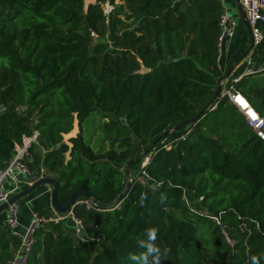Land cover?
I'll list each match as a JSON object with an SVG mask.
<instances>
[{
  "label": "trees",
  "instance_id": "1",
  "mask_svg": "<svg viewBox=\"0 0 264 264\" xmlns=\"http://www.w3.org/2000/svg\"><path fill=\"white\" fill-rule=\"evenodd\" d=\"M84 1L0 0V171L22 136L36 131L32 172L42 167L59 183L62 205L77 189L98 204L73 208L92 241L77 244L62 227L48 225L36 233L28 264H133L128 255L142 251L137 237L152 227L161 264H251L252 255L264 264V140L236 109L217 99L215 112L170 134L169 148L161 146L167 137L150 138L154 127L172 130L212 102L222 78L221 0H119L108 26L104 0L86 10ZM91 31L99 38L95 44ZM247 55L261 69L264 41ZM233 85L264 116V77L257 73ZM94 114L113 127L119 150L95 151L85 142L83 125ZM74 122L78 133L64 143ZM187 128L185 140H177ZM147 156L145 171L161 187L152 191L133 181L112 206L127 171L134 178ZM184 192L202 198L208 215L187 209ZM209 215H220L229 242ZM196 222L207 226L206 245ZM18 245L12 236L0 240V263Z\"/></svg>",
  "mask_w": 264,
  "mask_h": 264
},
{
  "label": "built area",
  "instance_id": "2",
  "mask_svg": "<svg viewBox=\"0 0 264 264\" xmlns=\"http://www.w3.org/2000/svg\"><path fill=\"white\" fill-rule=\"evenodd\" d=\"M90 2V4H95V0H90ZM118 5H121L119 0H116L113 3H110L109 0H105L104 2L100 3L101 15L106 26L109 25V21L115 13L116 7ZM241 5L245 14L246 21L248 22L250 27L253 48H255L264 41V35L262 31V27L264 26V0H241ZM126 12L127 11H125V13ZM235 27L236 21L233 18L229 17L226 13H222L219 21L220 33L217 38L218 50L222 48V45L226 40H229L234 36ZM89 36L92 44L98 42V35L94 31H91ZM248 66H251V60L249 59ZM263 70L264 66L259 70H257V68L256 70L252 68L247 69L244 72V76L256 74ZM241 78L233 80V84L237 83ZM222 98H226L227 103L232 105L242 116L247 127L251 129L258 137L264 140V116L257 113L247 102V100L235 90L232 93H230V91H226L222 95ZM216 105L217 104L214 103L210 111H214ZM189 132L190 129L187 128L186 131L177 140H185ZM37 137L38 132L33 131L30 137L22 136L21 143L14 145V157L4 167V169L0 171V205L7 202L8 199H10L12 196L22 191L25 186L29 185L28 181H31V179L33 178L34 173L28 166L27 157L29 156L30 147L32 145H37ZM163 148L169 147L163 146ZM41 153L43 155L45 153V150L41 149ZM149 159V156L143 158L139 173H137L134 178H131L129 175L128 182L130 184L134 181L136 184L142 186L143 188H148L152 191H155L158 190L162 184L155 181L146 173L145 167L148 165ZM201 200L202 198H199L196 200V202L200 203ZM182 201L187 209L194 211V208L191 206L190 199L188 198L186 192L183 193ZM76 206H83L86 210H92L96 208L93 202L87 199L79 201L77 200L75 207ZM207 217L210 221L214 222L221 228L223 236L227 239V234L225 233L222 226L220 215H209ZM4 223L10 236L19 240V246L15 252L14 257L11 260L7 261L6 263L0 264H28L33 248L35 246L36 233L48 225L60 226L63 228L64 225L72 223L73 233L71 237L77 244H86L89 241L93 240L86 236L85 227L80 220H77L74 217L73 209L64 214H58L52 209L50 213L46 215L34 213L31 215L30 221L25 227L24 231L20 232L17 204H12L9 205L5 211ZM227 241L229 242L228 239Z\"/></svg>",
  "mask_w": 264,
  "mask_h": 264
},
{
  "label": "crops",
  "instance_id": "3",
  "mask_svg": "<svg viewBox=\"0 0 264 264\" xmlns=\"http://www.w3.org/2000/svg\"><path fill=\"white\" fill-rule=\"evenodd\" d=\"M224 4H229L231 7H234L236 4V0H221V6L223 9V13H226L228 15V13L225 11V9L223 7ZM246 45L248 47L249 40L245 39L244 34H243V30L236 23L234 36L231 39L226 40L223 43L222 48L218 52L217 67H218L220 74L223 77L226 73H229L226 80L222 82V90H221L219 100L222 98V95L226 91H230V88L234 89L233 88V86H234L233 80L241 78V77L242 78L249 77L250 75L244 76V72L247 69L252 68V69L256 70V68H257L254 65L248 66V59L250 60V55H247L245 58L241 59V56L245 53V46ZM231 67H232V70L230 72ZM257 69H259V68H257ZM259 76H260V78H263L264 73L260 74V72H259ZM227 106L230 107V104H228ZM228 107H223V108H228ZM231 107H233V106L231 105ZM228 109H230V108H228ZM211 112H215V110L211 111ZM159 127H161V128H159ZM166 129H167L166 125H160V126L158 125V126L154 127V129L151 131L150 138L153 139V138L157 137L160 134V132H164ZM174 140H175V138H174V136H172V138L170 140H168L167 142H166V140H164L161 143V146L169 147L170 144ZM166 144H169V145H166ZM41 149H43V148H40V153H41ZM38 151H39V149H38ZM31 161H32V159L30 158V155H29L27 157V163L31 162ZM38 168H40V167L35 166V172H33L34 176L31 179V181H28L29 182L28 186H30V184L35 182V180H37L41 177H45L44 175L39 174ZM50 190H51V188H49V187H42L39 190L35 191L32 195L27 196L26 198L21 200L17 204L18 221L20 224L19 231L20 232L24 231L25 227L28 225V223L30 221V217L32 214L39 213L42 210L50 209ZM4 220H5V215H1L0 216V240L6 239L8 236H10V234L7 230V227L4 223ZM68 227L72 228V226L68 223V224L63 226V229H64V231H66L65 233H68L71 236L73 232H72V230L68 231ZM17 248L18 247L13 249V251H12V253H10L7 261L11 260L14 257ZM6 262H4V263H6Z\"/></svg>",
  "mask_w": 264,
  "mask_h": 264
},
{
  "label": "rangeland",
  "instance_id": "4",
  "mask_svg": "<svg viewBox=\"0 0 264 264\" xmlns=\"http://www.w3.org/2000/svg\"><path fill=\"white\" fill-rule=\"evenodd\" d=\"M90 3H91L90 0H85L84 1V10L87 9V6ZM223 7H224L225 11L228 13V15L230 17H232L236 21L237 25L240 26V28L243 30V34H244L245 39L248 40V34H247L246 28H245L242 20L239 17L238 10H237V5L235 4L234 7H231L229 4H224ZM112 36H113V34L111 33L110 28L109 29L107 28L106 35H105V40H106V37H107V42L110 45H112V39H111ZM246 48H247V45L245 46V49ZM253 75H255V74H253ZM22 110H23V108H22ZM107 121L108 120H104L100 115H95L94 114V115H91L90 117H88L86 119V121L84 122L82 134L84 136L85 142L88 145H90V147L92 149H94L95 151H106V150H109L111 148H113L114 150H119V148H118L119 144L118 143H113V140H115V136H114L115 135V131H114L112 126L106 125ZM159 128H161V127H159ZM77 133H78V128H77L76 122H74L72 132L68 136L67 135L63 136L64 143L69 144V139L75 138ZM164 133L165 132H160V134L158 136H160V135H162ZM177 133L178 132L174 133L173 135H175ZM124 136H126V135L124 134L123 137ZM171 138H172V135L167 136V138L165 139L166 142L168 140H170ZM166 145H169V144H166ZM38 169H39V174H42V175L45 174V170L42 167H40ZM43 187H45V186H43ZM190 199H191L190 200V204L194 208L193 210L195 212H198L201 215H208L207 211H205L203 209L201 203H197L195 201V199H193L192 197H190ZM1 215H5V212L0 214V216ZM176 216L179 217V215H176ZM194 224H195V226L197 228V232H198L199 238L202 241H204V243H205L206 234H207V229H206L207 226L201 225V224H199L197 222L194 223ZM102 245L106 247L105 242H103L102 244H99L98 246H96L95 250L98 251L99 250V246H102ZM205 245H206V243H205Z\"/></svg>",
  "mask_w": 264,
  "mask_h": 264
},
{
  "label": "water",
  "instance_id": "5",
  "mask_svg": "<svg viewBox=\"0 0 264 264\" xmlns=\"http://www.w3.org/2000/svg\"><path fill=\"white\" fill-rule=\"evenodd\" d=\"M236 5H237V10H238L239 17L242 20V22H243V24H244V26L246 28V31H247V34H248V40H249L248 50L241 56V59H243V58H245L247 56L248 51L253 48V43H252L250 27H249L248 22L246 21L245 14H244V11H243V8H242V5H241V1L240 0H236ZM231 70H232V67L230 68V72H231ZM228 74L229 73H226L222 78L219 79V81L217 83V86H216V90H215L214 96H213V100L207 107H205V109L203 111H201L199 114H197L191 120L185 121L183 124H181V126H176L172 130H167L164 134L161 135V138H166L172 132L178 131V129L181 128V127H188L190 125H193V124L199 122V120H200L201 116L204 114V112L205 111H210V109L213 106V104L215 103V101L220 98L219 96H220L221 90H222V82L226 80ZM232 92H234V90L232 88H230V93H232ZM158 140L159 139H157L156 142ZM154 144H155V142L152 144V146ZM128 176H129V173L127 171V178H126L125 187H124L121 195L113 202L112 206H115V205L118 204L119 199L121 198V196L127 190L128 186H129ZM43 186L51 188V190H50V209H52L54 212H56L58 214H64V213H67V212L71 211V209H73L75 207L76 201H77L78 198L91 200L95 206H98L97 202L92 200L91 197L86 192H84L81 189H77L74 192H72V194L70 195V197H69L68 201L66 202V204L62 205L59 202V199H58V196H57L58 190H59V187H60L59 183L57 181H55L53 178L42 177V178L37 179L35 182H33L25 190L23 189L22 191H20L16 195L12 196L10 199H8L7 202L1 204L0 205V214L5 212L9 205L17 204L20 200H22V199L26 198L27 196L31 195L35 190H37L38 188L43 187Z\"/></svg>",
  "mask_w": 264,
  "mask_h": 264
},
{
  "label": "clouds",
  "instance_id": "6",
  "mask_svg": "<svg viewBox=\"0 0 264 264\" xmlns=\"http://www.w3.org/2000/svg\"><path fill=\"white\" fill-rule=\"evenodd\" d=\"M157 229L155 227L145 230L144 238L137 237L138 247L142 250L138 254L130 253L128 260L133 264H161L163 253L157 245ZM251 264H259V257L252 255Z\"/></svg>",
  "mask_w": 264,
  "mask_h": 264
},
{
  "label": "bare ground",
  "instance_id": "7",
  "mask_svg": "<svg viewBox=\"0 0 264 264\" xmlns=\"http://www.w3.org/2000/svg\"><path fill=\"white\" fill-rule=\"evenodd\" d=\"M68 136V135H67Z\"/></svg>",
  "mask_w": 264,
  "mask_h": 264
}]
</instances>
